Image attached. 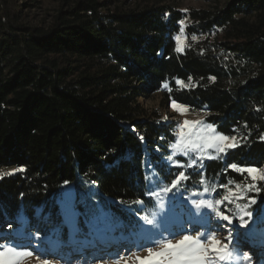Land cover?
<instances>
[{
    "label": "trees",
    "instance_id": "16d2710c",
    "mask_svg": "<svg viewBox=\"0 0 264 264\" xmlns=\"http://www.w3.org/2000/svg\"><path fill=\"white\" fill-rule=\"evenodd\" d=\"M31 1L0 0V173L23 169L0 178V228L23 214L46 233L64 190L81 183L123 221L137 200L151 206L154 184L179 170L169 165L178 125L161 121L173 101L236 138L203 178L255 185L250 196L264 205L263 183L228 167L264 170V0L188 11L163 0H54L47 27L24 21ZM153 95L159 108L148 110L141 100Z\"/></svg>",
    "mask_w": 264,
    "mask_h": 264
},
{
    "label": "rangeland",
    "instance_id": "374dc122",
    "mask_svg": "<svg viewBox=\"0 0 264 264\" xmlns=\"http://www.w3.org/2000/svg\"><path fill=\"white\" fill-rule=\"evenodd\" d=\"M121 1L126 2L128 6H133L138 2V0ZM163 1L173 4L183 11L210 6V3L205 0ZM57 9L58 3L54 0L31 1L30 6L23 9L24 21L36 27H47ZM179 36L181 39L178 48L183 49L186 43L185 36L184 34ZM141 103L148 110H157L160 95H153L150 99L141 100ZM181 107L185 109L183 114H179L170 106L163 111L161 119L163 122H175L178 125L177 140L173 144L172 157L169 160L171 167L179 169L175 173H184L177 188L164 194L162 189L171 184L164 183L161 179H159V183H153V192L160 193V195L157 196L153 193L151 206L137 203L135 206L127 207L130 213L127 222L118 219L112 213L108 202L101 197L92 184L81 183L79 188L69 186L65 189L69 191V197H63L62 193L58 200L60 218L48 223L45 228L46 233H42V228L36 227L37 224L32 226L28 218L20 214L10 230H7L6 226L0 228V247L5 245L24 246L34 252L43 253L51 264H112L119 255H127L128 252L135 251L137 246L147 244L159 232H163L165 237L170 232H184L192 235H199L201 232L207 234L214 232L218 239L228 243L229 251L232 253L229 259L222 262L217 260L216 264H245L241 259H238V256L246 252L252 257L253 264H264V247L260 246L264 241V205L258 209L255 203L247 209L252 213V216L251 218L245 216V220L248 221L246 227H241L237 218H233L232 224L229 225L226 221L220 220L211 210H197L193 206V200L205 199L214 203L217 198L223 201V196L229 195V193L236 194L230 197L235 203L244 205L248 203L249 198H252L250 196L252 193L234 183L221 185L203 178L206 162L222 159L225 153L207 147L194 151H189L184 147V143L187 142L205 145L203 137L207 135L208 124L203 121L204 116L193 114L182 105ZM184 121H188L190 127H184L185 136L181 142L180 127ZM214 135L220 134L216 131ZM229 143H234V141L229 140ZM177 144L180 146L176 147ZM228 151L229 149H226V153ZM172 172L174 174V171ZM153 178L157 177L151 173L149 179ZM175 178L174 176L169 177V179ZM199 180L201 182L198 183ZM261 182L263 183L262 188H264V181ZM242 193H245L244 198L237 199V196ZM254 193L259 194L261 190ZM161 201L163 202L162 208L159 207ZM219 207L221 211H224L225 208L235 211V204H230L227 201H223ZM226 214L231 216L232 212L229 211ZM36 216L39 219L37 214ZM144 217L157 221L156 227L147 225ZM80 222L81 225H79ZM229 230L231 231L230 240L226 239ZM73 233L77 234L75 242H72ZM109 234L119 240L120 244L111 250H109V245L99 247L96 243L101 242L99 237ZM181 238L182 236L177 235L173 240ZM259 246L262 248L255 251V247ZM103 250L108 251L102 254ZM80 254H83L84 257H80ZM139 254L146 256L147 252L141 251ZM22 264H43V261L33 255L24 258Z\"/></svg>",
    "mask_w": 264,
    "mask_h": 264
},
{
    "label": "snow or ice",
    "instance_id": "6c2138e0",
    "mask_svg": "<svg viewBox=\"0 0 264 264\" xmlns=\"http://www.w3.org/2000/svg\"><path fill=\"white\" fill-rule=\"evenodd\" d=\"M181 25L180 32L183 35L184 32V21H179ZM181 37L177 36L176 40L179 43ZM195 39V37H193ZM177 51H182L181 48H177ZM214 79V78H213ZM178 83H181L178 81ZM165 88L168 87L167 84L164 85ZM171 107L177 111L179 114H183L185 109L181 107L176 101H173ZM184 127H190L188 121H184L183 125L180 127V138L183 142L185 136ZM216 127L213 124H208L207 135L203 137L205 140V145H200L194 142L184 143V147L189 151H194L196 149L203 150V147L215 149L219 152L226 154V149H231L237 146L236 143H229V140L235 141V137H229V135L220 134L214 135L216 133ZM141 139H143L141 137ZM179 147L180 145H175ZM232 170L238 173L247 172L253 181L260 180L264 181V171L257 169L256 167H240L236 163L230 164ZM15 171H23V169L13 170L12 173H0V178L5 175L14 174ZM184 173L180 172L177 174L176 178L172 180L169 187H164L162 192L167 194L172 191V189L177 188L180 184L181 179H183ZM207 191V190H206ZM246 191H256L259 192L260 189L255 187V185H250ZM154 195H160V193H154ZM195 195V193H194ZM236 195L235 193H229V195L223 196V201L235 204V211L225 208L224 211L220 210V205L222 200L217 198L215 202L211 200L201 199L199 201H192L193 206L197 209H209L215 213V215L222 221H226L227 224H232L233 218L239 220V225L241 227H246L248 221L245 220V216L251 218L252 213L247 209L256 203L255 198H249L247 204L241 205L235 203L230 197ZM245 193L237 196V199L244 198ZM136 203H141L137 200ZM159 207H163V202L159 204ZM231 211L232 215L226 214ZM147 225L156 227L157 221L151 218H143ZM211 231V230H209ZM182 236L179 240H173L175 236ZM226 239H231V231H228ZM158 249V250H157ZM141 251H146V256H141L139 253ZM36 255V258L42 259L43 264H51L50 260L43 254L34 252L31 249L25 248L24 246H9L5 245L0 247V264H22V261L26 257H31ZM232 253L229 251L228 243L222 242L217 238L215 233L207 234L201 232L199 235L186 234L184 232H170L167 237L164 236L163 232H159L153 239L149 240L147 244L137 246L135 251L128 252L127 255H119L112 264H216V261H225L229 259ZM245 264H253L252 257L247 254H241L238 256Z\"/></svg>",
    "mask_w": 264,
    "mask_h": 264
},
{
    "label": "bare ground",
    "instance_id": "6f19581e",
    "mask_svg": "<svg viewBox=\"0 0 264 264\" xmlns=\"http://www.w3.org/2000/svg\"><path fill=\"white\" fill-rule=\"evenodd\" d=\"M63 197H69V191L68 190H65L64 192H63ZM82 223L80 222L79 223V225H81ZM77 236V234L76 233H73V239H72V242H75V237ZM99 239H100V243H98V242H96L97 243V245L99 246V247H103L104 245H109L110 246V249L109 250H111V248H113V249H115V247L116 246H118L119 244H120V241L119 240H116V239H114L113 238V236L111 235V234H109V235H103V236H100L99 237ZM103 241H105V242H103ZM74 245V244H73ZM96 245V246H97ZM261 245H263L262 247H264V241H262V243L260 244V246ZM83 246V245H82ZM255 247V251H256V249L258 250V249H261L262 247ZM80 250H81V247H80ZM77 253H79V252H77ZM77 253H75V254H77ZM246 253H248V252H246Z\"/></svg>",
    "mask_w": 264,
    "mask_h": 264
}]
</instances>
